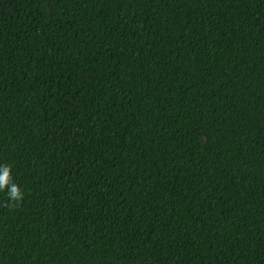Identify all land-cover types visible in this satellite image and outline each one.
<instances>
[{
	"label": "trees",
	"instance_id": "1",
	"mask_svg": "<svg viewBox=\"0 0 264 264\" xmlns=\"http://www.w3.org/2000/svg\"><path fill=\"white\" fill-rule=\"evenodd\" d=\"M0 264H264V0H0Z\"/></svg>",
	"mask_w": 264,
	"mask_h": 264
},
{
	"label": "clouds",
	"instance_id": "2",
	"mask_svg": "<svg viewBox=\"0 0 264 264\" xmlns=\"http://www.w3.org/2000/svg\"><path fill=\"white\" fill-rule=\"evenodd\" d=\"M11 166L8 164L0 165V192L6 193L7 206L10 209L19 207L24 200L25 193L17 185L11 175Z\"/></svg>",
	"mask_w": 264,
	"mask_h": 264
}]
</instances>
